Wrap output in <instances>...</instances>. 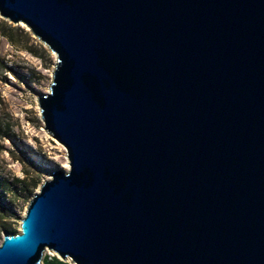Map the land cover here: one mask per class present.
Returning a JSON list of instances; mask_svg holds the SVG:
<instances>
[{
	"label": "water",
	"instance_id": "obj_1",
	"mask_svg": "<svg viewBox=\"0 0 264 264\" xmlns=\"http://www.w3.org/2000/svg\"><path fill=\"white\" fill-rule=\"evenodd\" d=\"M57 56L67 151L0 264H264V0H0Z\"/></svg>",
	"mask_w": 264,
	"mask_h": 264
},
{
	"label": "rangeland",
	"instance_id": "obj_2",
	"mask_svg": "<svg viewBox=\"0 0 264 264\" xmlns=\"http://www.w3.org/2000/svg\"><path fill=\"white\" fill-rule=\"evenodd\" d=\"M56 63L24 24L0 15V244L20 231L30 200L51 173L68 170L67 151L45 129L38 103L49 92ZM54 256L46 251L44 260Z\"/></svg>",
	"mask_w": 264,
	"mask_h": 264
},
{
	"label": "trees",
	"instance_id": "obj_3",
	"mask_svg": "<svg viewBox=\"0 0 264 264\" xmlns=\"http://www.w3.org/2000/svg\"><path fill=\"white\" fill-rule=\"evenodd\" d=\"M18 183H22V181L17 180ZM0 186H3L2 182L0 181ZM14 229L12 227H8L5 229L6 232H10L13 231ZM45 264H71L67 261L61 260L60 258H58L57 256H54L53 258H48L46 257L44 260Z\"/></svg>",
	"mask_w": 264,
	"mask_h": 264
},
{
	"label": "bare ground",
	"instance_id": "obj_4",
	"mask_svg": "<svg viewBox=\"0 0 264 264\" xmlns=\"http://www.w3.org/2000/svg\"><path fill=\"white\" fill-rule=\"evenodd\" d=\"M65 168H68V165H67V167H65ZM45 255V254H44Z\"/></svg>",
	"mask_w": 264,
	"mask_h": 264
},
{
	"label": "snow or ice",
	"instance_id": "obj_5",
	"mask_svg": "<svg viewBox=\"0 0 264 264\" xmlns=\"http://www.w3.org/2000/svg\"><path fill=\"white\" fill-rule=\"evenodd\" d=\"M65 167H67V165H65Z\"/></svg>",
	"mask_w": 264,
	"mask_h": 264
}]
</instances>
